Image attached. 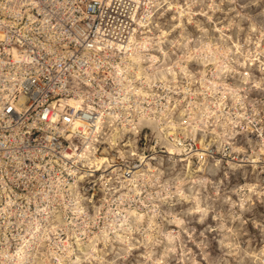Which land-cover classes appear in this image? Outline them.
Listing matches in <instances>:
<instances>
[{"label": "rangeland", "instance_id": "374dc122", "mask_svg": "<svg viewBox=\"0 0 264 264\" xmlns=\"http://www.w3.org/2000/svg\"><path fill=\"white\" fill-rule=\"evenodd\" d=\"M39 1L0 0V59ZM106 1L136 29L120 117L61 152L4 124L0 264H264V0Z\"/></svg>", "mask_w": 264, "mask_h": 264}, {"label": "built area", "instance_id": "2783aa9c", "mask_svg": "<svg viewBox=\"0 0 264 264\" xmlns=\"http://www.w3.org/2000/svg\"><path fill=\"white\" fill-rule=\"evenodd\" d=\"M42 1L33 6L36 20L8 36V61L0 59V76L7 80L5 89L0 86V131L8 124L22 135L38 133L43 145L61 152L62 139L76 136L84 125L90 129L113 105L120 117L124 73L129 71L124 63L136 29L123 21L115 1L85 0L80 10L85 19L62 21L61 29L52 31V22L40 13ZM105 91L117 95L106 97ZM67 99L83 108L76 110ZM75 120L82 126L74 127Z\"/></svg>", "mask_w": 264, "mask_h": 264}, {"label": "bare ground", "instance_id": "6f19581e", "mask_svg": "<svg viewBox=\"0 0 264 264\" xmlns=\"http://www.w3.org/2000/svg\"><path fill=\"white\" fill-rule=\"evenodd\" d=\"M152 50H154V49H152ZM157 50H158V48H157ZM7 97H8V95H7ZM67 101H68V103H69L70 105H73V106L75 107L76 110H79L78 104H74L75 102H74L73 99H67ZM60 102H63V101L60 100ZM60 111H61V110H60ZM62 112H63V111H62ZM98 119H99V120L95 123V125L98 124L99 121L101 120L100 117H98ZM76 125H80V126H82L81 121H79V120H75V121H74V127H76ZM86 130H87L86 127H82L81 130H80V132H77V134H79V135H81V136H83V135H87ZM87 131H88V130H87ZM86 144H87V143H86ZM65 155L68 156V157H70L69 154H66V153H65Z\"/></svg>", "mask_w": 264, "mask_h": 264}]
</instances>
